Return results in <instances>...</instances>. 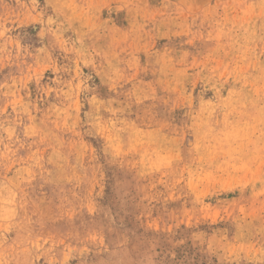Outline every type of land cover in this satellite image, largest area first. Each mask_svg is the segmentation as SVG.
<instances>
[{
    "label": "rangeland",
    "instance_id": "374dc122",
    "mask_svg": "<svg viewBox=\"0 0 264 264\" xmlns=\"http://www.w3.org/2000/svg\"><path fill=\"white\" fill-rule=\"evenodd\" d=\"M0 264H264V0H0Z\"/></svg>",
    "mask_w": 264,
    "mask_h": 264
}]
</instances>
